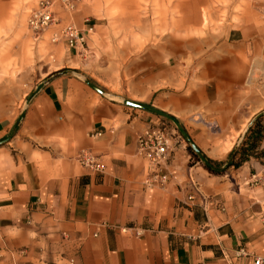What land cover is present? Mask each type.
Here are the masks:
<instances>
[{
  "label": "crops",
  "instance_id": "obj_1",
  "mask_svg": "<svg viewBox=\"0 0 264 264\" xmlns=\"http://www.w3.org/2000/svg\"><path fill=\"white\" fill-rule=\"evenodd\" d=\"M50 1L62 23L71 19L83 30L89 9L83 0L72 11ZM232 31L218 46L225 55L201 59L197 81L182 84L170 70L186 59L182 42L150 50L140 63L152 68L143 84L153 86L144 87L142 101L175 116L214 161L257 112L248 116L242 108L250 102L244 83L228 69L244 61L249 47L229 44L237 37ZM149 113L63 74L38 86L20 124L0 120V264H254L264 258V130L234 181L225 179L234 173L214 176L191 165L185 144L170 131L168 181L147 186L137 136L158 121ZM3 144L18 153L7 154ZM83 150L99 170L78 160Z\"/></svg>",
  "mask_w": 264,
  "mask_h": 264
},
{
  "label": "rangeland",
  "instance_id": "obj_2",
  "mask_svg": "<svg viewBox=\"0 0 264 264\" xmlns=\"http://www.w3.org/2000/svg\"><path fill=\"white\" fill-rule=\"evenodd\" d=\"M36 3L37 0H0V15H4L0 16V120L15 125L18 117L25 115L38 86L63 74L87 80L103 94L88 88L105 99L123 98L152 106L151 102L142 101L144 77L152 68L140 65L150 50L182 42L186 59L170 70L180 76L182 84L186 80L197 81L204 69L201 59L225 55L218 46L226 42L228 32L233 30L237 37L231 35L227 42L231 45L244 42L249 47L245 59L243 54L234 52L244 61L228 69L244 83L250 102L242 108L248 116L257 112L246 123L243 135L232 139L233 146L221 160H211L199 149L212 167L224 168H208L188 146L172 120L150 111L149 114L155 121L165 122L174 136L182 140L190 154L191 165L196 164L214 176L234 173L226 177V181L240 180L243 162L248 156H254L246 138L255 121L249 127L248 124L258 114L256 119L259 118L264 130V0H83L82 5L89 8L84 24L94 28L79 50H69L61 42L51 43L50 33L39 43H33L27 19ZM64 23L73 24V21L69 19ZM86 25L82 26L83 30ZM162 53L166 57L169 51ZM145 88L149 92V86ZM226 139L216 138L212 144L218 145ZM3 146L7 154L18 153L13 144ZM232 152L233 157L227 163Z\"/></svg>",
  "mask_w": 264,
  "mask_h": 264
},
{
  "label": "built area",
  "instance_id": "obj_3",
  "mask_svg": "<svg viewBox=\"0 0 264 264\" xmlns=\"http://www.w3.org/2000/svg\"><path fill=\"white\" fill-rule=\"evenodd\" d=\"M81 0H59L61 7L72 11ZM27 27L34 42L44 39L46 33H50L51 43L61 42L69 50H79L86 44L87 34L92 32L94 26L86 25L84 30L79 29L72 23H64L55 16L50 0H39L31 10L27 19ZM170 129L165 122H154L137 136V153L148 162L147 175L144 183L147 186H163L168 181L170 173L167 165L170 157L169 150ZM78 160L86 166L96 170L100 164L87 151L83 150L78 155ZM254 183L257 180L253 181ZM194 196L189 195L188 200ZM264 228V216H263ZM254 264H264V258H256Z\"/></svg>",
  "mask_w": 264,
  "mask_h": 264
},
{
  "label": "water",
  "instance_id": "obj_4",
  "mask_svg": "<svg viewBox=\"0 0 264 264\" xmlns=\"http://www.w3.org/2000/svg\"><path fill=\"white\" fill-rule=\"evenodd\" d=\"M88 86H90L92 89L96 90L98 93L100 94H103V92H101L99 89H97L95 86H93L90 82H88L87 80H83ZM119 102L123 103V104H126V105H129V106H133V107H136V108H140V109H143V110H147V111H150V112H153V113H156L158 115H161V116H164L165 118H168L170 120H172L175 124V126L177 127V129L179 130V132L181 133V135L183 136V138L186 140L188 146L193 150V152L199 157V159L201 160V162L203 164H205L208 168L210 169H217V170H221L223 169L224 167H221V168H214L211 166L209 160L204 156V154L198 149V147L192 142V140L190 139V137L188 136L187 132L183 129V127L181 126V124L172 116H170L169 114L165 113V112H162L150 105H147V104H144V103H141V102H136V101H132V100H127V99H123V98H119L118 99ZM23 113L18 117L17 119V122L16 124H18L22 118H23ZM259 116L256 115L252 120L251 122L248 124V127L252 125V123L256 120V118ZM15 124V125H16ZM14 131V130H13ZM233 157V152L231 153L229 159H228V162L232 159Z\"/></svg>",
  "mask_w": 264,
  "mask_h": 264
},
{
  "label": "trees",
  "instance_id": "obj_5",
  "mask_svg": "<svg viewBox=\"0 0 264 264\" xmlns=\"http://www.w3.org/2000/svg\"><path fill=\"white\" fill-rule=\"evenodd\" d=\"M259 118L255 120L253 125L248 129V134L246 140L249 141L247 147L250 151H254L256 145H258V141L261 138L262 126L259 124Z\"/></svg>",
  "mask_w": 264,
  "mask_h": 264
},
{
  "label": "bare ground",
  "instance_id": "obj_6",
  "mask_svg": "<svg viewBox=\"0 0 264 264\" xmlns=\"http://www.w3.org/2000/svg\"><path fill=\"white\" fill-rule=\"evenodd\" d=\"M39 42H40V41H39ZM39 42H34V41H33V43H39Z\"/></svg>",
  "mask_w": 264,
  "mask_h": 264
}]
</instances>
